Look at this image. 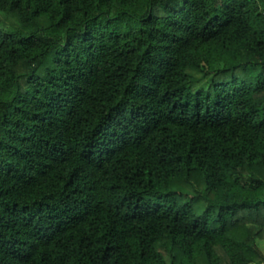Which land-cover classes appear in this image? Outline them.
Masks as SVG:
<instances>
[{
    "label": "trees",
    "instance_id": "16d2710c",
    "mask_svg": "<svg viewBox=\"0 0 264 264\" xmlns=\"http://www.w3.org/2000/svg\"><path fill=\"white\" fill-rule=\"evenodd\" d=\"M264 0H0V264H264Z\"/></svg>",
    "mask_w": 264,
    "mask_h": 264
},
{
    "label": "rangeland",
    "instance_id": "374dc122",
    "mask_svg": "<svg viewBox=\"0 0 264 264\" xmlns=\"http://www.w3.org/2000/svg\"><path fill=\"white\" fill-rule=\"evenodd\" d=\"M260 247H261V249H262V251L264 253V242L260 243Z\"/></svg>",
    "mask_w": 264,
    "mask_h": 264
}]
</instances>
